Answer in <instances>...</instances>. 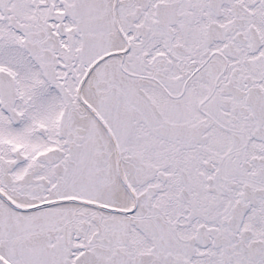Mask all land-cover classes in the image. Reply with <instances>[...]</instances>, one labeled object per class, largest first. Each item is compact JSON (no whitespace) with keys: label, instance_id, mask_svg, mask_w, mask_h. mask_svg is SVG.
Returning a JSON list of instances; mask_svg holds the SVG:
<instances>
[{"label":"snow or ice","instance_id":"6c2138e0","mask_svg":"<svg viewBox=\"0 0 264 264\" xmlns=\"http://www.w3.org/2000/svg\"><path fill=\"white\" fill-rule=\"evenodd\" d=\"M0 264H264V0H0Z\"/></svg>","mask_w":264,"mask_h":264}]
</instances>
